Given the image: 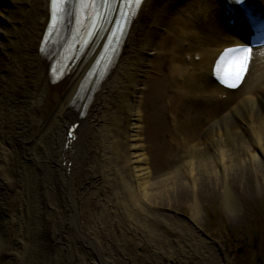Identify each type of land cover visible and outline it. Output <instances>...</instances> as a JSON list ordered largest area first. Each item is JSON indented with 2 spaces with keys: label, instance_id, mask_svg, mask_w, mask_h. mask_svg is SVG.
Segmentation results:
<instances>
[{
  "label": "bare ground",
  "instance_id": "6f19581e",
  "mask_svg": "<svg viewBox=\"0 0 264 264\" xmlns=\"http://www.w3.org/2000/svg\"><path fill=\"white\" fill-rule=\"evenodd\" d=\"M10 1L0 12L11 27L0 26V264H129L138 224L149 236L172 232L155 209L198 217L223 193L232 216L264 196V47L253 50L254 77L237 102L249 76L236 91L212 78L223 48L244 44L229 33L225 0H144L113 63L83 93L107 34L55 86L43 46L50 0ZM251 1L264 12V0ZM153 51L161 59L140 88ZM245 104L258 107L247 112L254 121L241 119ZM172 246L149 264L178 261Z\"/></svg>",
  "mask_w": 264,
  "mask_h": 264
},
{
  "label": "rangeland",
  "instance_id": "374dc122",
  "mask_svg": "<svg viewBox=\"0 0 264 264\" xmlns=\"http://www.w3.org/2000/svg\"><path fill=\"white\" fill-rule=\"evenodd\" d=\"M12 6L10 0H0L1 14L6 15L4 9ZM0 26L10 27L7 25V20L0 23ZM161 33L165 32L162 30ZM160 39L161 36L156 38L155 46L153 45L152 49L157 47ZM1 43L2 39H0ZM1 49H3V45L0 47ZM160 59V56L148 55L147 67L144 69L146 74L140 88L144 87L148 77L154 75V64H157ZM249 82H251V78L250 81L246 82V87L237 93L236 99L238 102L245 101ZM252 107L245 104L241 110L246 114L254 110V114H256L258 107L253 105ZM242 111L240 112L242 113ZM226 112L228 110L223 109L222 114L224 115H220V118H223ZM241 119L254 121L255 117L247 114ZM251 120L248 121L251 122ZM163 174L162 172L159 175ZM199 210L200 215L196 217V212L191 209H155V213H161L162 217H166L172 223V232H166L163 236L165 238L167 235L169 241L162 236H157L154 232L149 236L148 232L144 231L145 227L138 224V227L140 226L139 233L136 235L135 240L127 243L126 246L127 252L132 257L129 264H149L148 260L150 261L152 255H155L156 252L162 250L172 251L175 248L172 244L178 245L180 249L178 261H168L165 257L166 261L164 262L166 264H264V196L258 195L251 198L248 203L240 202L237 211L232 216L226 210L223 193L218 200L206 201L199 205ZM183 223L190 224L193 229L185 226V229H183ZM117 231L121 233L120 227L117 228ZM136 243H139L140 246ZM57 253L55 248L47 250V256L51 255L53 258L58 257ZM154 258L158 259V256ZM72 264H84V262L79 259Z\"/></svg>",
  "mask_w": 264,
  "mask_h": 264
},
{
  "label": "snow or ice",
  "instance_id": "6c2138e0",
  "mask_svg": "<svg viewBox=\"0 0 264 264\" xmlns=\"http://www.w3.org/2000/svg\"><path fill=\"white\" fill-rule=\"evenodd\" d=\"M70 0H51L52 4V18L55 23H59L67 10V4ZM242 3V0H237ZM116 0H103V6L111 10ZM77 4V23L80 24L79 19L80 10H88L89 29L94 30L100 20L99 13L95 10L97 0H76ZM141 6V0H122L120 19L126 24L132 15H135L137 8ZM120 29V25H117ZM251 49L246 47L229 48L220 56L217 61V79L224 85L230 88H235L243 80L245 71L247 70L250 60ZM225 66V67H222Z\"/></svg>",
  "mask_w": 264,
  "mask_h": 264
}]
</instances>
